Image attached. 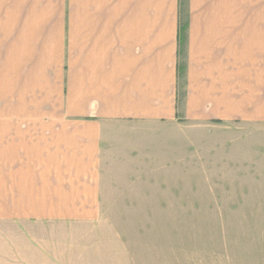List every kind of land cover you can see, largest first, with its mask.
<instances>
[{"label":"crops","instance_id":"crops-1","mask_svg":"<svg viewBox=\"0 0 264 264\" xmlns=\"http://www.w3.org/2000/svg\"><path fill=\"white\" fill-rule=\"evenodd\" d=\"M237 121L264 123V0H0V230L28 249L98 226L112 130Z\"/></svg>","mask_w":264,"mask_h":264},{"label":"rangeland","instance_id":"rangeland-1","mask_svg":"<svg viewBox=\"0 0 264 264\" xmlns=\"http://www.w3.org/2000/svg\"><path fill=\"white\" fill-rule=\"evenodd\" d=\"M105 142L98 226L33 232L32 250L0 230V264H264V123L123 128Z\"/></svg>","mask_w":264,"mask_h":264}]
</instances>
